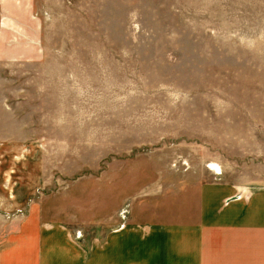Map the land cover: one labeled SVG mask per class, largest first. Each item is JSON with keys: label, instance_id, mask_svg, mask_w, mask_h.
<instances>
[{"label": "rangeland", "instance_id": "rangeland-1", "mask_svg": "<svg viewBox=\"0 0 264 264\" xmlns=\"http://www.w3.org/2000/svg\"><path fill=\"white\" fill-rule=\"evenodd\" d=\"M209 182L264 203V0H0V264H94Z\"/></svg>", "mask_w": 264, "mask_h": 264}, {"label": "crops", "instance_id": "crops-1", "mask_svg": "<svg viewBox=\"0 0 264 264\" xmlns=\"http://www.w3.org/2000/svg\"><path fill=\"white\" fill-rule=\"evenodd\" d=\"M236 192L220 182L191 187L189 199L179 203L178 220L113 228L95 246L94 264H264L257 237L264 203L257 202V188L248 198L226 201Z\"/></svg>", "mask_w": 264, "mask_h": 264}]
</instances>
